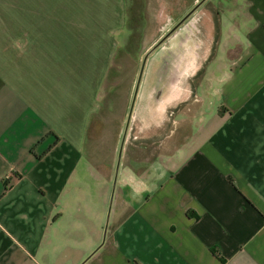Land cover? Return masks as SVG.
<instances>
[{"label":"crops","instance_id":"obj_1","mask_svg":"<svg viewBox=\"0 0 264 264\" xmlns=\"http://www.w3.org/2000/svg\"><path fill=\"white\" fill-rule=\"evenodd\" d=\"M200 4L214 44L186 131L168 150L120 149L115 165L126 102L112 115L111 36L48 34L54 22L28 4L6 5L0 264H264V0ZM184 42L166 95L187 69Z\"/></svg>","mask_w":264,"mask_h":264},{"label":"rangeland","instance_id":"obj_2","mask_svg":"<svg viewBox=\"0 0 264 264\" xmlns=\"http://www.w3.org/2000/svg\"><path fill=\"white\" fill-rule=\"evenodd\" d=\"M10 3H15V7L28 4L33 8L30 17H44L54 22L45 27L48 34H88L95 39L111 36L112 46L114 44L116 48L110 47L115 50L109 64L111 73L118 77L110 87L112 115L118 114L119 98L121 104L124 100L126 102L119 116L115 149L123 132L125 115L144 56L121 149L130 152V149L142 146L149 151L150 147L158 146L159 150H168L170 144L181 139L186 131L183 111L194 97V86L200 80L204 81L205 56L213 48L215 31L213 27L210 29L212 40L209 41L206 25L209 19L214 23V11L209 12L210 15L204 12L205 6L200 4V0H0V16L14 12L6 8ZM189 9L186 18L175 25ZM181 37L185 38L187 46L183 61L187 69L178 77L172 92L166 95L167 62L170 67V51L182 50L177 44ZM120 48L125 52L120 54ZM80 61L86 59L80 58ZM173 65L176 64L171 62ZM153 99H157L155 104ZM121 154L118 160L114 159V165L122 161L123 150Z\"/></svg>","mask_w":264,"mask_h":264},{"label":"water","instance_id":"obj_3","mask_svg":"<svg viewBox=\"0 0 264 264\" xmlns=\"http://www.w3.org/2000/svg\"><path fill=\"white\" fill-rule=\"evenodd\" d=\"M194 7V6H193ZM193 9V8H191ZM189 9L176 23L175 25L178 24V22L183 19L189 12L190 10ZM174 25V26H175ZM145 57V56H144ZM144 57L142 58V61L140 63V66H139V69H138V74H137V78H136V81H135V85H134V89H133V92H132V95H131V98H130V102H129V106H128V111H127V116H126V121H125V124H124V128H123V132L121 134V137H120V141H119V146H118V152H117V156H119L120 154V149H121V146H122V142H123V139H124V136H125V131H126V124L128 122V119H129V116H130V111H131V108H132V103H133V100H134V97H135V93H136V89H137V85H138V80H139V77H140V74L142 72V68H143V63H144Z\"/></svg>","mask_w":264,"mask_h":264},{"label":"flooded vegetation","instance_id":"obj_4","mask_svg":"<svg viewBox=\"0 0 264 264\" xmlns=\"http://www.w3.org/2000/svg\"><path fill=\"white\" fill-rule=\"evenodd\" d=\"M185 13H186V12H185ZM185 13H184V14H185ZM189 13H190V12H189ZM189 13H188V14H189ZM184 14H183V15H184ZM188 14H187V15H188ZM183 15H182V16H183ZM187 15H186V16H187ZM182 16H181V17H182ZM186 16H185L183 19H185ZM181 17H180V18H181ZM180 18H179V19H180ZM179 19H178V20H179ZM183 19H181L180 21H182ZM178 20H177V21H178ZM177 21H176V22H177ZM180 21H179V22H180ZM179 22H178V23H179ZM141 61H142V60H141ZM137 74H138V72H137ZM140 76H141V74H140ZM136 78H137V76H136ZM139 79H140V77H139ZM135 81H136V80H135ZM138 82H139V80H138ZM137 86H138V85H137ZM127 111H128V109H127ZM126 116H127V112H126V115H125V121H126ZM124 124H125V123H124ZM126 126H127V124H126Z\"/></svg>","mask_w":264,"mask_h":264},{"label":"trees","instance_id":"obj_5","mask_svg":"<svg viewBox=\"0 0 264 264\" xmlns=\"http://www.w3.org/2000/svg\"><path fill=\"white\" fill-rule=\"evenodd\" d=\"M212 250V252L214 253V254H216L217 256H218V254L216 253V251H214L213 249H211ZM218 258L222 261L223 259L221 258V257H219L218 256Z\"/></svg>","mask_w":264,"mask_h":264},{"label":"bare ground","instance_id":"obj_6","mask_svg":"<svg viewBox=\"0 0 264 264\" xmlns=\"http://www.w3.org/2000/svg\"><path fill=\"white\" fill-rule=\"evenodd\" d=\"M172 67V66H171ZM173 74V73H172Z\"/></svg>","mask_w":264,"mask_h":264}]
</instances>
